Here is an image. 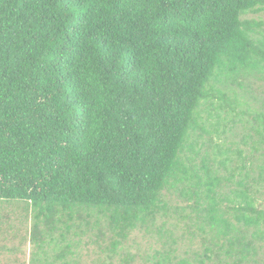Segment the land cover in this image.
<instances>
[{
	"label": "trees",
	"instance_id": "16d2710c",
	"mask_svg": "<svg viewBox=\"0 0 264 264\" xmlns=\"http://www.w3.org/2000/svg\"><path fill=\"white\" fill-rule=\"evenodd\" d=\"M262 10L0 0V226L29 224L30 264H79L84 237L114 257L136 231L161 244L149 264H264Z\"/></svg>",
	"mask_w": 264,
	"mask_h": 264
},
{
	"label": "rangeland",
	"instance_id": "374dc122",
	"mask_svg": "<svg viewBox=\"0 0 264 264\" xmlns=\"http://www.w3.org/2000/svg\"><path fill=\"white\" fill-rule=\"evenodd\" d=\"M247 17H260L264 20V10L258 14H248ZM253 94L257 97L264 96V81L255 80ZM256 101L251 100L252 105L260 107V104ZM259 199L261 204L264 205V194L259 196ZM6 214L14 217L12 209H5L3 205H0V220L1 216ZM4 219L9 222L13 220L7 217H4ZM171 221L177 223L176 233L178 236H181V233L184 231L183 225L185 220L174 218ZM13 224L14 229H16L15 231L6 227V225L0 226V264H30L31 248L29 245H26L29 243L23 241V238H29V224H27V228L25 223L20 220L15 221ZM189 236L191 235L186 233L184 238H188ZM156 238L158 237L152 234L136 231L129 243L120 250L117 256L113 257L110 252L89 243L87 237H84L83 243L76 249V257L79 260V264H123V258L130 252L136 255V260L133 264H149L144 259V255L151 245L157 247L161 245Z\"/></svg>",
	"mask_w": 264,
	"mask_h": 264
}]
</instances>
